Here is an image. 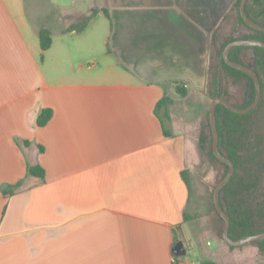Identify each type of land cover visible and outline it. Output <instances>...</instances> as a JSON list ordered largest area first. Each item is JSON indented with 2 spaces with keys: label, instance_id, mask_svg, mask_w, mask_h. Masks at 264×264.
I'll list each match as a JSON object with an SVG mask.
<instances>
[{
  "label": "crops",
  "instance_id": "obj_1",
  "mask_svg": "<svg viewBox=\"0 0 264 264\" xmlns=\"http://www.w3.org/2000/svg\"><path fill=\"white\" fill-rule=\"evenodd\" d=\"M232 3L224 9L212 2L217 21L177 17L180 47L140 44L137 67L108 53L91 76L75 72L67 56L51 58L47 75L55 41L46 51L39 40L29 42L23 6L15 13L10 0H0V264H264L252 242L225 251L215 240L212 248L192 243L174 251L186 225L189 191L181 173L193 143L171 115L163 124L154 112L169 79L204 82L207 36ZM40 24L36 32L47 27ZM43 108L52 115L38 126ZM28 164H39L44 177L27 175Z\"/></svg>",
  "mask_w": 264,
  "mask_h": 264
},
{
  "label": "rangeland",
  "instance_id": "obj_2",
  "mask_svg": "<svg viewBox=\"0 0 264 264\" xmlns=\"http://www.w3.org/2000/svg\"><path fill=\"white\" fill-rule=\"evenodd\" d=\"M10 2L15 13H17L18 4L23 6L22 12H26L27 18L21 15V25L29 42L38 43V31L35 30L37 25L43 26L41 22L51 29L55 42L52 49L53 55L49 52L44 63V71L47 75H49L51 58L54 60L56 57L67 56L75 72L96 76L100 66L107 62L108 53L112 54L109 57L111 61L118 58L124 61L129 59L131 63H135L133 67H137L140 60L135 57L140 44L148 43V47L153 49H162L167 46L180 47L184 37L179 30L177 17L186 14L199 17L206 23L217 21L220 12L212 9V2L215 5L219 2L218 8L225 9L230 0H10ZM34 7H38L39 12L38 9L34 10ZM104 8L109 10L111 21L104 15ZM249 10L259 20L264 21V0H251ZM42 11L43 14L49 12L48 17L43 18L40 13ZM204 12L209 14L207 18H204ZM37 13L40 16H37ZM84 17L87 21L80 30L65 31L70 23L78 22ZM165 19H170L175 24H168ZM218 29L220 34L216 39L217 46L220 45L219 40L224 37L222 35H240L243 30L241 26H237L234 13L231 11L224 15ZM134 44L135 48H133ZM215 44L211 45L210 38L207 46V70L202 76L203 79L205 78L204 82L198 87H193L185 85L182 80L169 79L165 86V94L170 99L169 115L173 122L178 124L179 130L183 131L193 143L186 168L189 171L192 191V197L187 206L190 220L185 221L186 225L177 231V239L180 241L178 243L188 248L192 243L212 248L215 242L219 241L226 251L243 245L230 247L221 238L223 221L216 216L211 207L213 189L222 171L218 165L210 164L201 147L203 128L208 132L206 123L210 104V98L203 93V88L205 86V91L209 94L216 86L211 64L214 61H212L213 57H210L219 49ZM109 45H112L116 51L109 52ZM241 58L248 65H252L253 54L250 49L242 51ZM94 61L99 64L92 69H87V65L93 64ZM218 77L221 88L227 90L228 99L241 105L244 101L243 82L239 80L233 83L221 73ZM262 82L264 101V78ZM176 86L186 87L187 95L179 94ZM248 256L245 254L238 259L245 262Z\"/></svg>",
  "mask_w": 264,
  "mask_h": 264
},
{
  "label": "trees",
  "instance_id": "obj_3",
  "mask_svg": "<svg viewBox=\"0 0 264 264\" xmlns=\"http://www.w3.org/2000/svg\"><path fill=\"white\" fill-rule=\"evenodd\" d=\"M251 0H247L245 11L247 16L253 21L264 26V21L259 20L255 15L250 13L249 5ZM240 0H233L231 6V13H234L237 26L242 27L240 35H222L219 40L220 45L217 46L216 39L219 36L220 25L211 32V45L218 47L211 62L213 68V75L216 84L215 88L209 92L210 96L222 95L228 99L227 90H224L219 85V73L227 79L234 81H242L244 84V101L241 105L229 101L238 107L248 106L254 99L255 87L254 82L246 73L229 66L222 57L223 48L227 43L235 39H260L264 41V32L248 26L240 15L239 11ZM104 15L111 21L109 10L103 9ZM224 17V16H223ZM87 18L84 17L77 23L70 24L65 31L80 30L86 24ZM39 46L42 51H46L52 43V33L47 27H41L38 30ZM250 49L253 54L251 68L258 75L261 85V100L258 105L247 113H237L231 111L222 104H218L215 110L216 127L218 131V146L220 152L232 160L235 171L228 181V183L220 191V204L223 210L230 217V225L228 235L231 239L236 240L242 236L254 235L264 231V101H263V82L264 78V47L261 46H235L229 52V58L233 61L248 65L241 58V52ZM217 58V59H215ZM44 59V55L40 56ZM214 65V67H213ZM218 74V75H217ZM174 83L177 84L176 81ZM176 91L182 96L187 95L185 87L176 86ZM169 97L164 94L163 97L156 103L154 112L163 121L169 119ZM52 115L50 108H43L36 118L38 126L45 125ZM208 132L203 128V135L201 136V147L210 162L215 166H219L222 174L221 180L228 171V165L219 161L212 151V134L209 124V114H207ZM164 129V127H163ZM166 134V130H164ZM27 143V142H26ZM39 151H43L41 145L38 146ZM27 175L42 179L44 177V169L39 165H27ZM182 178L184 179L188 191L189 199L187 206L192 197L191 184L189 180V171L183 170ZM218 180V181H219ZM218 183V182H217ZM19 181L14 185L9 186L11 193L15 188L21 186ZM211 209L216 216L223 221L221 216L217 213L214 204ZM184 221L190 220L187 209L183 212ZM176 240V237H175ZM259 251L264 255V238L252 242ZM233 247V246H230ZM199 264H220L210 259H203Z\"/></svg>",
  "mask_w": 264,
  "mask_h": 264
},
{
  "label": "water",
  "instance_id": "obj_4",
  "mask_svg": "<svg viewBox=\"0 0 264 264\" xmlns=\"http://www.w3.org/2000/svg\"><path fill=\"white\" fill-rule=\"evenodd\" d=\"M246 2H247V0H240V3H239L240 15L243 18L244 22L248 26L264 32V26L253 21L252 19H250L247 16L246 11H245ZM210 38H211V32H209V34L207 36V45H209V43H210ZM235 46H261V47H264V41L260 40V39H235V40H232L229 43H227L225 45V47L223 48V51H222V57L229 66L246 73L248 76H250L252 78V80L254 82V87H255V96H254L253 101L246 107H243V108L238 107V106L234 105L233 103H231L228 99H226L222 95L214 96V97L210 96L209 94L206 93L205 86L203 88V93H205L210 98V104L208 107V114H209V124H210L211 134H212V151L219 161L227 164L229 167L226 175L221 180H219L218 183L214 186L213 204H214V207H215L217 213L223 219V228L221 231V238L230 246H239V245H242V244H245L248 242H254V241H257V240L264 238V231H263V232H259V233L254 234V235L242 236L236 240L231 239L228 235V229H229V225H230V217L223 210V208L220 204V198H219L221 189L228 183V181L230 180V178L232 177V175L235 171V168H234V164H233L232 160L229 159L228 157H226L225 155H223L219 150L218 131H217V127H216V116H215L216 106L218 104H222L225 107H227L228 109H230L231 111H234L237 113H247L258 105V103L261 100V95H262L259 77L252 70L251 66L242 64L240 62L233 61L229 58V52ZM181 250H182L181 245L179 243H175L174 251L176 253H180Z\"/></svg>",
  "mask_w": 264,
  "mask_h": 264
}]
</instances>
